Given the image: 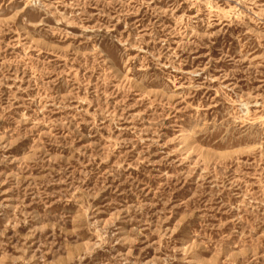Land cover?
<instances>
[{
    "label": "rangeland",
    "instance_id": "obj_1",
    "mask_svg": "<svg viewBox=\"0 0 264 264\" xmlns=\"http://www.w3.org/2000/svg\"><path fill=\"white\" fill-rule=\"evenodd\" d=\"M0 264H264V0H0Z\"/></svg>",
    "mask_w": 264,
    "mask_h": 264
}]
</instances>
